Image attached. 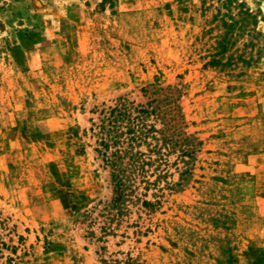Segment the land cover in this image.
I'll return each mask as SVG.
<instances>
[{"label":"rangeland","instance_id":"rangeland-1","mask_svg":"<svg viewBox=\"0 0 264 264\" xmlns=\"http://www.w3.org/2000/svg\"><path fill=\"white\" fill-rule=\"evenodd\" d=\"M153 92L114 205L91 121ZM0 264H264V0H0Z\"/></svg>","mask_w":264,"mask_h":264},{"label":"trees","instance_id":"trees-1","mask_svg":"<svg viewBox=\"0 0 264 264\" xmlns=\"http://www.w3.org/2000/svg\"><path fill=\"white\" fill-rule=\"evenodd\" d=\"M173 87L168 86L167 91ZM163 90V89H161ZM146 93V91H144ZM143 105H134L126 98L120 97L114 105L99 111L96 122L91 121V137L95 139L94 151L103 164L110 168L113 198L111 203H119L129 186L128 179L148 164L145 154L140 150L149 145L148 140L154 137V125H148L149 118L159 117V101L150 99ZM150 160V159H149ZM146 184H149L146 181Z\"/></svg>","mask_w":264,"mask_h":264}]
</instances>
